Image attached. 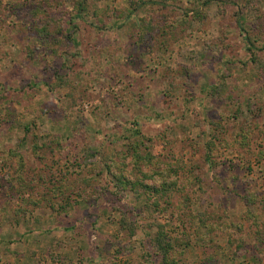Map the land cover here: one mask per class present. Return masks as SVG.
<instances>
[{
	"label": "rangeland",
	"instance_id": "1",
	"mask_svg": "<svg viewBox=\"0 0 264 264\" xmlns=\"http://www.w3.org/2000/svg\"><path fill=\"white\" fill-rule=\"evenodd\" d=\"M0 264H264V0H0Z\"/></svg>",
	"mask_w": 264,
	"mask_h": 264
}]
</instances>
